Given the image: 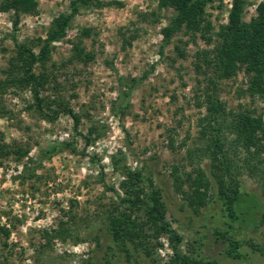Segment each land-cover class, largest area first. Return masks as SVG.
Segmentation results:
<instances>
[{"label":"rangeland","instance_id":"obj_1","mask_svg":"<svg viewBox=\"0 0 264 264\" xmlns=\"http://www.w3.org/2000/svg\"><path fill=\"white\" fill-rule=\"evenodd\" d=\"M37 1V12L21 14L17 29L15 13L2 11L0 2V228L10 233L6 238L0 231V264H172L166 236L131 246L129 258L109 249L106 214L123 195L113 156L120 169L140 170L162 191L186 255L202 263L264 264L262 212L255 225L231 232L241 242L236 258L215 235L216 227L226 228L205 208L195 211L187 198L188 178L198 169L210 179L211 192L217 187L201 131L207 110L199 97L209 78L217 80L229 114L249 113L264 123V98L248 92L244 68L220 80L205 59L215 45L207 38L227 23L232 0L207 6L214 29L207 38L183 29L169 42L162 30L173 11L158 9V0H99L106 5L82 8L46 65L35 67L49 77L40 97L53 119L37 111L30 89L10 80L15 40L38 52V40L73 0ZM244 1L249 23L264 0ZM76 48L93 58L76 59ZM64 108L79 116L77 127L70 115L53 113ZM226 137L233 174L264 201V136L258 155L239 147L234 135ZM23 151L27 155L19 158ZM175 172L183 181L180 192Z\"/></svg>","mask_w":264,"mask_h":264},{"label":"trees","instance_id":"obj_2","mask_svg":"<svg viewBox=\"0 0 264 264\" xmlns=\"http://www.w3.org/2000/svg\"><path fill=\"white\" fill-rule=\"evenodd\" d=\"M214 0H158V9L172 10L170 24L162 30L163 37L169 42L172 36L185 29L189 35L213 33L212 23L206 17V8ZM1 10L13 11L15 29L20 24L21 14H35L38 10L37 0H0ZM122 6V3H117ZM99 0H73L68 13L56 17L48 28L46 38L38 40L39 51L28 43L15 40L16 56L13 64V74L10 80L21 88H28L36 101L37 111L47 119H53L44 111L45 102L40 97L41 90L49 82V77L35 72L37 65L45 66L49 61L54 44L63 40L68 33L72 20L82 8L90 6H105ZM110 5V3H108ZM245 10L244 0H232L228 21L221 25L209 43H215L211 52H207L205 59L209 67L214 66L218 79H230L244 68L250 77L248 92L253 96L264 98V1L257 6V16L249 23L243 21ZM76 59H92L83 49L76 48ZM209 53V54H208ZM16 73V74H15ZM209 84L204 89L200 107L207 110L201 120L202 134L207 138L205 152L211 160L212 176L217 184L216 190L211 192L212 184L202 169H198L194 177L189 176V205L195 211L205 208L211 213L220 226L214 232L218 240L227 245L226 253L232 257H240L241 242L232 235L236 225H255L260 212V224L264 225V201L253 192L245 190L237 173L233 174V166L228 154L227 133L235 136V143L247 152L257 150L261 152L264 136V123L261 118H255L249 113L229 114L224 103L217 95V80L208 79ZM70 115L76 127L80 118L72 110L60 109L54 111ZM2 111L0 109V115ZM28 151L20 153L19 158L26 156ZM4 148L0 149V158ZM8 154V153H6ZM114 167L120 171L123 180L120 187L123 195L119 196V203L111 208L106 216L107 232L111 239L109 249H117L131 256V246L146 247L150 237L166 236L172 250V264H214L202 263L186 255L181 247L183 239L172 227L167 219L166 203L163 193L156 188L151 179H146L140 170L118 167V159L113 156ZM175 190L183 188L182 179L176 172L172 175ZM259 218V217H258ZM259 220V219H258ZM224 229V230H223ZM1 233L8 238L9 230L0 228Z\"/></svg>","mask_w":264,"mask_h":264}]
</instances>
